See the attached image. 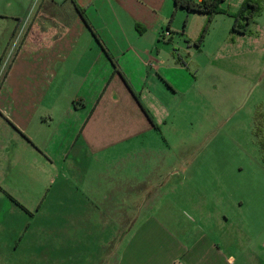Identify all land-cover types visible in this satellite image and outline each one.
<instances>
[{
    "label": "crops",
    "instance_id": "0c3cea01",
    "mask_svg": "<svg viewBox=\"0 0 264 264\" xmlns=\"http://www.w3.org/2000/svg\"><path fill=\"white\" fill-rule=\"evenodd\" d=\"M171 2L42 0L0 85V233L10 216L16 220L7 235L12 238L20 229L21 240L35 228L49 230L37 216L58 197L60 212L75 208V228L102 230V236L87 234L76 244L80 255L75 257L85 253L87 264L236 261L208 235L188 243L164 231L168 225L157 216L139 219L136 214L152 205L162 182L120 176L117 184L115 177L107 178L106 188H98L83 175L90 188L74 203L69 196L80 193L68 195L64 182L57 191L49 187L61 181L62 170L66 180V165L82 174L79 164L87 156L106 157L108 165L122 163L145 148L144 138L161 131L149 107L165 91L162 79L171 84L169 69L179 66L178 47L161 40L172 32L176 10ZM28 4L18 0L15 12L0 14V61ZM4 19L12 23L4 26ZM12 238L4 242L0 234V260L15 255L2 251ZM27 253L53 258L45 238L31 239ZM66 258L59 261L66 264Z\"/></svg>",
    "mask_w": 264,
    "mask_h": 264
},
{
    "label": "rangeland",
    "instance_id": "374dc122",
    "mask_svg": "<svg viewBox=\"0 0 264 264\" xmlns=\"http://www.w3.org/2000/svg\"><path fill=\"white\" fill-rule=\"evenodd\" d=\"M17 1L0 0V14L15 12ZM27 1L19 32L0 61V85L42 2ZM246 1L223 0L219 3L223 12L211 18L178 9L171 34L161 40L178 47L174 54L179 66L169 69L171 84L162 79L165 91L149 107L161 131L144 138L145 148L122 163L108 165L106 157L87 156L79 164L82 174L66 165V180L62 170L61 181L51 183L50 189L57 191L59 182H64L68 195L80 193L69 196L74 203L90 188L83 175L93 178L91 183L98 188H106L107 178L115 177L116 183L120 176L162 182L152 205L136 214L139 219L157 216L168 225L164 231L188 243L208 235L227 255L235 256L232 264H264V119L260 117V112L264 115V0H254L260 9L252 15L243 10ZM10 23L3 21L4 26ZM57 200L52 197L51 207L37 216L49 223V230L35 228L21 240L22 229L16 238L7 236L16 220L10 216L3 222L2 239L12 242L2 251L15 255L0 264H63L60 256L67 257L66 264H87L85 253L75 257L80 255L76 244L87 234L102 236V230L75 228V208L71 214L60 212ZM36 238L49 241L51 260L28 255V244ZM96 247L89 246L93 255Z\"/></svg>",
    "mask_w": 264,
    "mask_h": 264
},
{
    "label": "trees",
    "instance_id": "16d2710c",
    "mask_svg": "<svg viewBox=\"0 0 264 264\" xmlns=\"http://www.w3.org/2000/svg\"><path fill=\"white\" fill-rule=\"evenodd\" d=\"M222 1L223 0H201V1H198V0H174V7H175L176 11L178 9H183L187 12L205 13V14H208L211 18L214 13L223 12L219 6V3ZM259 9H260V6L256 2H254V0H247L243 10L249 12L250 15H252V14L258 12ZM79 12L82 13V10H79ZM205 33H206V30L203 31L200 41H202L203 37L205 36ZM258 116H259V114H258ZM260 117H262V119H264V115L261 112H260Z\"/></svg>",
    "mask_w": 264,
    "mask_h": 264
},
{
    "label": "built area",
    "instance_id": "2783aa9c",
    "mask_svg": "<svg viewBox=\"0 0 264 264\" xmlns=\"http://www.w3.org/2000/svg\"><path fill=\"white\" fill-rule=\"evenodd\" d=\"M198 1H201V0H198ZM22 31V30H21ZM21 31H20V33H21ZM19 32V31H18ZM20 33H18V36H20ZM169 32H166V34H168ZM6 74H7V71L5 72V76H6ZM5 78V77H4ZM4 80V79H3ZM2 80V81H3Z\"/></svg>",
    "mask_w": 264,
    "mask_h": 264
}]
</instances>
